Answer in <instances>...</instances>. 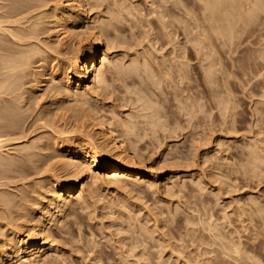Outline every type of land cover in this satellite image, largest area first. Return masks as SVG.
<instances>
[{"label": "rangeland", "instance_id": "rangeland-1", "mask_svg": "<svg viewBox=\"0 0 264 264\" xmlns=\"http://www.w3.org/2000/svg\"><path fill=\"white\" fill-rule=\"evenodd\" d=\"M202 1L87 0L83 45L58 49L48 15L66 11L65 0H0V245L36 224L50 182L70 179L54 142L68 130L95 137L89 111L115 126L149 181L86 172L85 199L51 224L42 264H264V0L211 11ZM226 23L241 32L237 47L220 44ZM91 30L110 44L107 85L83 102L60 95L58 111L56 82L35 76L55 58L64 70Z\"/></svg>", "mask_w": 264, "mask_h": 264}, {"label": "bare ground", "instance_id": "bare-ground-1", "mask_svg": "<svg viewBox=\"0 0 264 264\" xmlns=\"http://www.w3.org/2000/svg\"><path fill=\"white\" fill-rule=\"evenodd\" d=\"M23 1V0H22ZM30 1V0H29ZM182 1V0H181ZM188 1V0H187ZM204 1V0H203ZM202 1V2H203ZM242 0H212L211 2H206L207 9H216L217 6L225 3L235 4L236 2ZM247 3L255 0H245ZM249 1V2H248ZM259 1V0H256ZM263 1V0H261ZM260 1V2H261ZM34 2V1H33ZM186 2V0H183ZM14 3V2H13ZM18 3V2H17ZM32 3V2H31ZM66 11L61 13L58 8H54L52 13L48 15L49 18H52L50 24L52 27L53 37L56 38L59 46L65 45L67 41H75L77 40V44H82V39H80L81 35L85 34L81 32V28L87 24L84 15L86 14V5L87 0H65ZM252 3V2H251ZM249 3V5H253ZM255 2L254 4H256ZM30 4V3H29ZM28 4V5H29ZM179 4V3H178ZM183 6V3H181ZM237 4V3H236ZM235 4V5H236ZM241 4V3H240ZM238 5V4H237ZM228 6V5H227ZM246 6V5H245ZM23 7V6H22ZM30 7V6H29ZM123 7V6H122ZM216 7V8H215ZM235 7V6H233ZM252 7V6H251ZM259 7V6H258ZM131 8V7H130ZM261 8V7H260ZM31 9V8H29ZM127 9V8H126ZM125 9V10H126ZM156 9V8H155ZM235 9V8H234ZM181 10V9H180ZM233 10V9H232ZM9 11V10H8ZM121 11V10H120ZM128 11V10H127ZM187 10H183L185 13ZM238 11V10H237ZM205 12V11H204ZM229 12V11H228ZM124 13V12H123ZM153 13V11H152ZM155 13V12H154ZM153 13V14H154ZM162 13V12H161ZM161 13H158L161 17ZM166 13V12H165ZM169 13V11H168ZM167 13V14H168ZM188 13V12H187ZM210 13V12H209ZM251 13V12H249ZM15 14V13H14ZM44 14V13H43ZM130 15V13H128ZM127 14V15H128ZM133 14V13H132ZM222 14V13H220ZM228 14V13H227ZM16 15V14H15ZM128 15V16H129ZM157 15V14H156ZM164 15V14H162ZM170 15V14H169ZM178 15V14H176ZM217 15V14H216ZM224 15V14H223ZM222 15V16H223ZM41 17V15H39ZM219 15L216 16V18ZM45 17V16H44ZM47 17V18H48ZM131 17V16H130ZM224 17V16H223ZM237 17V16H236ZM244 17V15H243ZM115 18V16H114ZM118 18V17H117ZM164 18V17H163ZM162 18V19H163ZM161 19V20H162ZM224 19V18H223ZM8 20V19H7ZM18 20V19H17ZM44 20V19H43ZM160 20V19H159ZM160 20V22H161ZM214 20V19H213ZM228 20V19H227ZM2 21V20H1ZM46 21V20H44ZM96 21V20H95ZM212 21V20H211ZM219 21V20H218ZM229 21V20H228ZM227 21V22H228ZM8 22V21H7ZM17 22V21H15ZM42 22V21H41ZM48 22V21H47ZM204 22V21H203ZM226 22V20H225ZM231 22V21H230ZM245 22V21H244ZM1 23V22H0ZM34 23V22H33ZM13 24V23H12ZM42 24V23H41ZM100 24V23H99ZM160 24V23H159ZM206 25V24H205ZM86 26V25H85ZM90 25H88L89 27ZM92 26V25H91ZM234 26V23H233ZM237 26V25H236ZM235 26V27H236ZM32 27V26H31ZM39 27V26H38ZM93 27V26H92ZM103 27V26H102ZM205 27V26H204ZM222 30L220 29L221 36L220 43L222 45H229L235 42L238 38L239 31H233L231 23H226ZM41 28V27H40ZM212 28V27H211ZM31 29V28H29ZM28 29V30H29ZM84 29V27H83ZM87 29V28H86ZM92 29V28H91ZM8 30V29H7ZM35 29L33 28V31ZM214 31V29H212ZM217 30V29H216ZM240 30V29H239ZM0 31H3L2 29ZM90 31V29L88 30ZM203 31V30H202ZM4 32V31H3ZM15 32V31H14ZM26 32V31H25ZM204 32V31H203ZM20 33V32H19ZM39 33V32H38ZM202 33V32H201ZM205 33V32H204ZM238 33V35H237ZM253 33V32H252ZM22 34V33H21ZM32 34H36L33 32ZM16 36V34H14ZM31 35V34H30ZM203 35V34H202ZM32 36V35H31ZM85 41L89 40V46L86 48H78L75 51H72L71 57L68 59L67 67L62 70L59 62L47 63L44 66L42 63V70L39 73H35L37 77L36 82L42 86H47L48 84H52V82H56L55 85L52 86L53 96H55L57 110L62 112L63 108L60 105L59 97L60 95H65L67 97L76 96L77 98L85 101L89 96L92 95L96 89V87H105L106 82L103 77V67L105 64L109 63V42L108 40H103L102 35L99 33L91 32L84 35ZM253 36V35H252ZM11 37V36H10ZM13 37V36H12ZM18 37V36H17ZM21 37V36H20ZM25 38V37H24ZM29 38V36H28ZM32 38V37H31ZM34 38V36H33ZM249 38V37H248ZM23 40V38L21 39ZM27 40V39H26ZM239 40V39H237ZM18 41V40H17ZM20 41V40H19ZM21 42V41H20ZM200 42V41H199ZM239 42V41H238ZM237 42V43H238ZM19 43V42H18ZM106 44V49L104 48ZM234 44V43H233ZM232 44V45H233ZM239 44V43H238ZM242 43H240L241 45ZM77 45V46H78ZM83 45V44H82ZM239 45V46H240ZM229 46V47H230ZM238 45H236L237 47ZM48 47V46H47ZM57 47V46H56ZM263 47V45H262ZM1 48V47H0ZM7 48V47H6ZM5 48V49H6ZM10 48V47H9ZM8 48V49H9ZM37 48V47H36ZM35 48V49H36ZM7 49V50H8ZM31 49V48H30ZM61 49V48H60ZM70 49V48H69ZM236 49V48H235ZM262 49V48H261ZM264 49V47H263ZM0 50H3L2 48ZM6 50V51H7ZM37 50V49H36ZM36 50L32 51L37 52ZM4 51V50H3ZM51 51V50H50ZM54 51V50H53ZM260 50H258L259 52ZM264 51V50H263ZM262 51V52H263ZM10 52V51H9ZM12 52V51H11ZM31 52V51H30ZM58 52V51H57ZM231 52V51H230ZM256 53V52H254ZM260 53V52H259ZM258 53V54H259ZM26 54V53H25ZM38 54L35 53V55ZM44 54V53H43ZM57 55V53H56ZM61 55V54H60ZM261 56V55H260ZM264 57V56H263ZM42 58V57H41ZM261 58V57H260ZM20 59V58H19ZM67 59V58H66ZM28 60V59H27ZM43 60V59H42ZM45 60V59H44ZM248 60V59H247ZM3 61V60H2ZM1 61V62H2ZM5 61V60H4ZM8 61V60H7ZM64 61V60H63ZM0 62V63H1ZM6 63V62H5ZM19 63V62H18ZM140 63V62H139ZM8 65V63H6ZM4 64V66L6 65ZM10 65L12 64L9 63ZM15 64V63H13ZM40 64V63H39ZM135 64V63H134ZM109 65V64H108ZM133 65V64H131ZM138 65V64H137ZM14 66V65H13ZM135 66V65H134ZM147 66V65H146ZM251 66V65H249ZM10 67V66H9ZM19 67V66H18ZM124 67V66H123ZM132 67V66H130ZM136 67V66H135ZM145 67V66H144ZM143 67V68H144ZM234 67V66H233ZM15 68V66H14ZM23 68V67H22ZM26 68V67H25ZM41 68V67H40ZM129 68V67H128ZM127 68V69H128ZM138 68V66H137ZM141 68V66L139 67ZM138 68V70H139ZM10 69V68H8ZM7 69V70H8ZM13 71V68H11ZM18 69V68H17ZM126 69V70H127ZM133 71H138L136 68H131ZM145 69V68H144ZM147 69V68H146ZM5 69V71H7ZM33 70V69H32ZM113 70V69H112ZM131 70V71H132ZM1 71V70H0ZM11 71V70H9ZM15 71V70H14ZM128 71V70H127ZM130 71V69H129ZM130 71V72H131ZM133 71L131 73H133ZM142 71V70H141ZM140 71V72H141ZM182 71V70H181ZM8 72V71H7ZM176 72V71H175ZM4 73V71H3ZM126 73V72H125ZM167 73V72H166ZM185 73V72H184ZM182 73V74H184ZM141 74V73H140ZM180 74V73H179ZM205 74V73H204ZM26 75V74H25ZM149 75V74H148ZM150 76V75H149ZM148 76V77H149ZM167 76V75H166ZM264 76V75H263ZM140 77V75H139ZM138 77V78H139ZM147 77V78H148ZM169 77V76H168ZM151 78V77H149ZM146 79V78H145ZM144 79V80H145ZM209 80V79H208ZM155 81V80H154ZM9 82V81H8ZM146 82V81H145ZM209 82V81H208ZM5 84V83H4ZM14 84V83H12ZM17 84V83H16ZM36 84V85H37ZM223 84V83H222ZM35 85V86H36ZM4 85H0V88H3ZM264 86V85H263ZM6 87V86H5ZM16 87V86H15ZM10 88V86H9ZM13 92V91H12ZM49 92V91H48ZM77 93V94H76ZM76 94V95H75ZM79 94V95H78ZM94 95V94H93ZM64 96V97H65ZM63 97V98H64ZM221 97V96H220ZM61 98V97H60ZM226 98V97H225ZM17 99V98H16ZM75 99V98H74ZM90 100V99H89ZM62 103V102H61ZM14 104V103H13ZM66 105V104H65ZM64 105V106H65ZM69 105V104H68ZM75 105V104H74ZM77 105V104H76ZM21 106V105H20ZM5 107V105H4ZM16 107V106H15ZM79 107V106H78ZM84 107V106H83ZM224 107V106H223ZM3 108V107H2ZM8 108V107H7ZM10 108V107H9ZM23 108V107H22ZM76 108V106L74 107ZM81 108V107H80ZM17 109V108H16ZM13 110V109H12ZM20 110V109H18ZM7 111V110H6ZM67 111V110H66ZM72 111V110H71ZM3 112V111H2ZM12 112V111H11ZM10 112V113H11ZM6 113V112H5ZM28 113V112H27ZM79 114V113H78ZM96 114V112H95ZM95 114L86 111L85 120L88 125L85 126L89 132L95 133V137H91L86 135L84 140H77L73 134L74 132H61L60 139L57 142H54V149L57 153L56 159L57 163L65 167L66 169L71 170L70 179L63 184L61 180L58 178H53L54 180L50 182L48 191L50 194L51 200H49V205L46 208H42L40 210L39 218L33 224L29 226V229L25 233H11L9 237H7L3 243L0 245V264H42L44 259H47L48 252L53 250L52 238H51V228L52 225L58 223L59 216L63 214V212L74 202V201H84V196L81 191H79L78 187L86 178V172L95 173L94 178L97 180V175L99 170L102 171V178H105V181H117L118 179L140 181H149V172L143 170L140 166V162L138 160L139 157L135 154V151L128 146L123 138L119 135L117 129L114 125H110L105 122V120ZM225 114V113H224ZM17 115V114H16ZM84 115V114H83ZM98 115V114H97ZM186 115V114H185ZM2 116V115H0ZM3 118L5 116H2ZM15 117V116H14ZM79 117V116H78ZM84 117V116H83ZM7 118V117H6ZM6 118L4 120H6ZM9 118V117H8ZM56 118V117H55ZM54 119V118H53ZM118 119V118H117ZM2 120V119H1ZM13 120V119H12ZM71 120V119H70ZM45 121V120H44ZM76 121V120H75ZM118 121V120H117ZM4 122V121H3ZM10 122V121H9ZM80 122V121H79ZM21 123V122H20ZM47 123V122H46ZM75 123V122H74ZM155 123V122H154ZM34 124V123H33ZM80 124V123H79ZM82 124V123H81ZM124 124V123H121ZM39 125V124H38ZM156 125V124H155ZM8 126V125H7ZM65 126V125H64ZM82 126V125H81ZM127 126V125H126ZM132 126V125H131ZM13 127V126H12ZM41 127V126H39ZM50 127V126H49ZM121 127V126H120ZM5 128V126H4ZM126 128V127H124ZM31 129V128H30ZM39 129V128H38ZM57 130V129H56ZM66 130V129H65ZM32 131V130H31ZM37 131V130H36ZM85 131V130H84ZM167 131V130H166ZM262 132V131H261ZM82 133V131H81ZM14 134V133H13ZM25 134V133H24ZM28 134V133H27ZM3 135V134H2ZM7 134L4 136L6 137ZM59 135V134H58ZM24 136V135H23ZM3 137V136H2ZM8 137V136H7ZM4 138V137H3ZM5 139V138H4ZM7 140V139H5ZM5 141H0V150L3 148V143ZM8 142V141H7ZM264 142V141H263ZM6 143V142H5ZM4 143V144H5ZM7 144V143H6ZM5 144V145H6ZM264 144V143H263ZM262 145V144H261ZM255 147V145H254ZM258 147V146H257ZM264 151V150H263ZM1 152V151H0ZM253 150L249 153L252 154ZM254 154V153H253ZM255 155V154H254ZM253 155V160H257L259 157ZM139 156V155H138ZM141 158V157H140ZM9 160V159H8ZM252 160V161H253ZM54 161V160H53ZM8 162V161H7ZM11 162V161H10ZM210 163V162H209ZM251 163V162H249ZM256 166V165H255ZM257 167V166H256ZM248 168V167H247ZM258 168V167H257ZM1 170V169H0ZM54 171V170H53ZM254 171V169H253ZM91 173V174H92ZM97 175V176H96ZM89 177V176H88ZM97 183V182H96ZM139 184V183H138ZM106 186V185H105ZM41 190V189H40ZM122 191V190H121ZM3 200V199H2ZM6 201H4L5 203ZM48 203V202H47ZM3 203H1L2 205ZM12 204V203H11ZM30 206V205H29ZM12 209V208H11ZM2 213V212H1ZM10 213V212H9ZM9 215V214H8ZM7 215V216H8ZM74 216V215H73ZM243 216V215H242ZM5 217V216H3ZM70 217V216H69ZM226 218V217H225ZM210 222V221H209ZM208 222V223H209ZM54 223V224H52ZM20 224V223H19ZM30 224V223H29ZM52 224V225H51ZM57 225V224H56ZM212 226V225H211ZM2 241V240H1ZM235 247V246H234ZM237 248V247H236ZM230 249V248H229ZM235 249V248H234ZM232 249V250H234ZM228 250V249H227ZM236 250V249H235ZM238 250L234 251L236 253ZM222 252V251H221ZM225 252V251H224ZM229 254V253H228ZM223 256V255H222ZM141 262V261H140ZM48 263V262H47ZM51 263V262H50Z\"/></svg>", "mask_w": 264, "mask_h": 264}]
</instances>
